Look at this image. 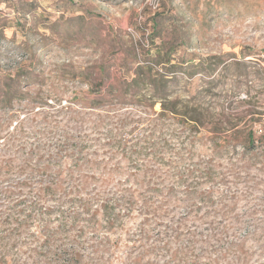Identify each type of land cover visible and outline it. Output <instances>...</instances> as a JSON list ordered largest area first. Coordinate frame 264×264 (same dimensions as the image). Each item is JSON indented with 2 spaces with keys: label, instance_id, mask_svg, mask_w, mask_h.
I'll use <instances>...</instances> for the list:
<instances>
[{
  "label": "rangeland",
  "instance_id": "1",
  "mask_svg": "<svg viewBox=\"0 0 264 264\" xmlns=\"http://www.w3.org/2000/svg\"><path fill=\"white\" fill-rule=\"evenodd\" d=\"M263 135L264 0H0V264H264Z\"/></svg>",
  "mask_w": 264,
  "mask_h": 264
},
{
  "label": "trees",
  "instance_id": "2",
  "mask_svg": "<svg viewBox=\"0 0 264 264\" xmlns=\"http://www.w3.org/2000/svg\"><path fill=\"white\" fill-rule=\"evenodd\" d=\"M153 27H154V25H153ZM173 113V112H172ZM187 120H188V122L189 123H191L193 126H196V122H197V120L193 117V116H191L189 119L187 118ZM250 139V138H249ZM261 139L264 141V135L263 136H261Z\"/></svg>",
  "mask_w": 264,
  "mask_h": 264
}]
</instances>
